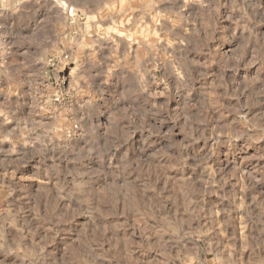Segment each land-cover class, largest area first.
I'll use <instances>...</instances> for the list:
<instances>
[{
    "label": "clouds",
    "instance_id": "1",
    "mask_svg": "<svg viewBox=\"0 0 264 264\" xmlns=\"http://www.w3.org/2000/svg\"><path fill=\"white\" fill-rule=\"evenodd\" d=\"M0 264H264V0H0Z\"/></svg>",
    "mask_w": 264,
    "mask_h": 264
}]
</instances>
